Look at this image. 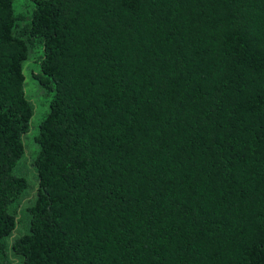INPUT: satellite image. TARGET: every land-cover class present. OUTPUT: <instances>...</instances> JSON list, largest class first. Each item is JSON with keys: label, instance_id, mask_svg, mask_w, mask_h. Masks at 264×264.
<instances>
[{"label": "trees", "instance_id": "1", "mask_svg": "<svg viewBox=\"0 0 264 264\" xmlns=\"http://www.w3.org/2000/svg\"><path fill=\"white\" fill-rule=\"evenodd\" d=\"M0 0V264H264V0ZM35 189L17 175L34 113Z\"/></svg>", "mask_w": 264, "mask_h": 264}, {"label": "rangeland", "instance_id": "2", "mask_svg": "<svg viewBox=\"0 0 264 264\" xmlns=\"http://www.w3.org/2000/svg\"><path fill=\"white\" fill-rule=\"evenodd\" d=\"M26 4H29L27 0H14L13 9L15 15L24 12ZM42 55V46L37 45L29 52L28 59L24 63L25 91L33 104L34 113L30 120L28 132L24 135L25 152L19 161L16 174L23 176L27 180L29 184L28 191L35 189L37 185V175L33 164L39 151L36 138L39 132V124L49 111V104L54 93L53 89L42 88L39 85L37 75L41 74L40 62Z\"/></svg>", "mask_w": 264, "mask_h": 264}]
</instances>
